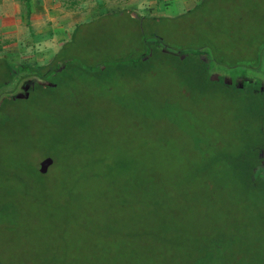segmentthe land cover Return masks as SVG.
Instances as JSON below:
<instances>
[{
  "label": "rangeland",
  "instance_id": "374dc122",
  "mask_svg": "<svg viewBox=\"0 0 264 264\" xmlns=\"http://www.w3.org/2000/svg\"><path fill=\"white\" fill-rule=\"evenodd\" d=\"M27 1L0 0V9ZM41 3L48 10L43 30L28 34V44L16 45L28 52L10 59L13 66L48 64L77 25L132 6L144 18L156 17L160 48L173 54L201 51L213 79L237 71L254 78L260 75L254 67L264 62V0ZM122 52L113 49L111 58ZM125 56L136 63L132 54ZM172 61L154 59L101 84L94 79L88 85L64 84L47 91L48 98L31 96L0 111V264H133L131 257L151 264L156 257L167 258L166 264L176 258L174 264H181L184 255L173 247L187 246L194 237H89L88 232L95 219L126 232L139 219L154 222L160 209L188 208L206 196L207 181L220 198V218L225 220L227 209L238 224L223 237L234 242L228 255L264 256V195L213 179L221 178L228 159L264 144L251 105L220 82L193 78L196 84L188 89ZM25 73L0 87V104L24 99L33 85L48 86ZM46 157L53 164L41 175L38 165ZM186 187L196 192L188 194ZM110 196L124 198L121 211L108 210ZM237 231L242 234H233Z\"/></svg>",
  "mask_w": 264,
  "mask_h": 264
},
{
  "label": "trees",
  "instance_id": "16d2710c",
  "mask_svg": "<svg viewBox=\"0 0 264 264\" xmlns=\"http://www.w3.org/2000/svg\"><path fill=\"white\" fill-rule=\"evenodd\" d=\"M60 1L74 5L81 0ZM25 6L27 9L29 8L28 1ZM156 39L160 40L156 36V17L144 18L138 15L135 10L124 8L102 14L95 20L77 25L70 40L58 49L46 65L17 67L8 64L1 58L0 87L5 83L12 82L22 70L26 73L31 72L36 77L47 81L48 86L33 85L24 99H8L0 104V111L7 110L8 106L17 101H28L31 96L32 98L37 96L48 98L50 95L47 91L51 93L58 91L64 84L71 86L80 80L88 85L90 79H94L96 84H101L107 78H124L129 73L126 71H134L154 59L161 60L165 57H171L179 78L182 79V83L188 89H192L193 85L196 84L193 78H202V81H207V83L220 82L224 88L234 90L236 94L240 95L239 99L249 103L252 110L251 114L258 123L257 133L262 135L264 140V91L259 86L254 88L250 84H245L239 90L235 86L226 84L222 77L213 80L208 75L207 63L202 59L203 53L201 51L173 54L162 49V47L160 48ZM113 42L116 43L115 47ZM116 48L123 49V52L120 55L115 53L118 56L111 58L113 56L111 55L112 50H116ZM127 54H132L136 63H128L129 59H124ZM263 159L264 144L257 146L255 151L247 146L244 154L233 158V160H227V165L220 173L221 178L216 176L213 179H220L228 188L236 184L241 188V192L248 195H264V177L259 176V174L256 175L254 172L255 168L261 165ZM210 183L207 181L206 196L197 198L195 203L193 202L188 208L160 209L158 213L156 212L154 222L144 223L142 219H139L133 223L132 228L134 229L131 228L126 232L115 229V226H111L107 221L95 219L88 235L89 237H194L187 246H181L178 242L177 246L173 247L182 251L184 255V258H181V264H264V256H252L244 260L228 255L233 253L231 249L234 242L231 239L225 240L223 237L231 236L227 235V232L238 229V224L232 222L231 211L227 209L225 215L222 216L225 220L220 218L219 215L222 214L219 204L220 198L218 199L216 190H213L215 186L210 185ZM186 191L189 192L188 194H193L196 189L186 187ZM110 198L113 205L108 207V210L121 211V208L124 207V198L122 200L111 196ZM115 201H118L116 206H114ZM239 203L244 202L239 201ZM248 203L252 204V200L245 202V204ZM215 210L216 212H214ZM154 217L155 215H152V218ZM208 223L215 225L214 229L209 230ZM221 225L226 227V232L221 231ZM83 227L88 228L84 225ZM233 234L238 236L242 232L237 231ZM197 237L217 238L202 240V238L197 239ZM136 259V257L130 258V260H134L132 261L133 264H151L148 259L139 263ZM166 259L165 257H156L153 264L155 262L156 264H166ZM175 259L170 258L172 262L168 264H174L173 260Z\"/></svg>",
  "mask_w": 264,
  "mask_h": 264
},
{
  "label": "crops",
  "instance_id": "0c3cea01",
  "mask_svg": "<svg viewBox=\"0 0 264 264\" xmlns=\"http://www.w3.org/2000/svg\"><path fill=\"white\" fill-rule=\"evenodd\" d=\"M2 1L9 2V0ZM41 1L43 0H29L28 9L24 4H19L18 2H12L11 5H13V8L9 10L0 9V59L3 58L8 64H11L9 61L10 59H18L20 55L22 56V54L28 52L27 48H18L16 45H19L20 43L28 44L30 42L27 37L28 34L38 35L37 32L43 30L42 24L44 23L43 20H46L48 16V10L45 5H42ZM38 6L41 7V12H38ZM130 8L134 9L136 7L132 6ZM157 8L156 5V12L159 11ZM7 41H15V43L13 45L5 46ZM207 61L210 62L209 60ZM208 66L209 64L207 63V67ZM254 70V72L260 74L254 78H251L246 72L237 71L226 76L220 74L213 79L211 77L212 72L210 67L208 69V75L213 80L222 77L223 80L225 79L226 84L235 86L239 90H241L243 85L250 84L254 88L259 86L260 89L264 91V62L261 63L259 67L255 66ZM259 170L264 171V159L261 165L256 167L254 171L256 175L259 174L260 176L262 173H259Z\"/></svg>",
  "mask_w": 264,
  "mask_h": 264
},
{
  "label": "water",
  "instance_id": "95a60500",
  "mask_svg": "<svg viewBox=\"0 0 264 264\" xmlns=\"http://www.w3.org/2000/svg\"><path fill=\"white\" fill-rule=\"evenodd\" d=\"M53 164V160L49 157L42 159L38 165V171L41 175L47 173L49 167Z\"/></svg>",
  "mask_w": 264,
  "mask_h": 264
}]
</instances>
